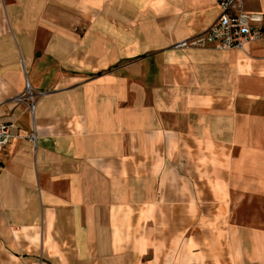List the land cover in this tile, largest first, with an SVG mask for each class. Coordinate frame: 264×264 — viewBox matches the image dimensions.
Instances as JSON below:
<instances>
[{"label":"crops","instance_id":"0c3cea01","mask_svg":"<svg viewBox=\"0 0 264 264\" xmlns=\"http://www.w3.org/2000/svg\"><path fill=\"white\" fill-rule=\"evenodd\" d=\"M218 11L0 0V264H264V37L175 45Z\"/></svg>","mask_w":264,"mask_h":264},{"label":"built area","instance_id":"2783aa9c","mask_svg":"<svg viewBox=\"0 0 264 264\" xmlns=\"http://www.w3.org/2000/svg\"><path fill=\"white\" fill-rule=\"evenodd\" d=\"M217 6L219 9L217 17L207 29L179 40L175 45L246 51L251 42L264 37V12L262 10L245 9L243 0H217ZM22 95L28 97L29 108L33 111L34 93L28 82ZM14 126L13 122L0 118V152L13 135ZM29 137L35 140L36 134L33 132Z\"/></svg>","mask_w":264,"mask_h":264}]
</instances>
